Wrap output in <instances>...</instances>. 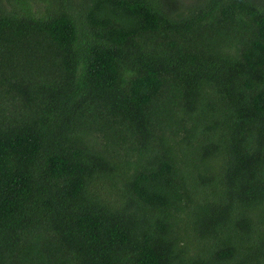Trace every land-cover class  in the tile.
<instances>
[{
  "label": "trees",
  "instance_id": "16d2710c",
  "mask_svg": "<svg viewBox=\"0 0 264 264\" xmlns=\"http://www.w3.org/2000/svg\"><path fill=\"white\" fill-rule=\"evenodd\" d=\"M0 264H264V0H0Z\"/></svg>",
  "mask_w": 264,
  "mask_h": 264
}]
</instances>
